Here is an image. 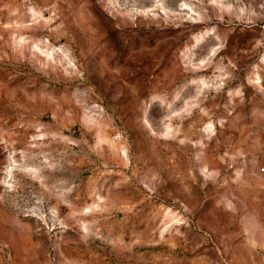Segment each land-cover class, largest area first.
Listing matches in <instances>:
<instances>
[{
    "label": "rangeland",
    "instance_id": "obj_1",
    "mask_svg": "<svg viewBox=\"0 0 264 264\" xmlns=\"http://www.w3.org/2000/svg\"><path fill=\"white\" fill-rule=\"evenodd\" d=\"M264 0H0V264H261Z\"/></svg>",
    "mask_w": 264,
    "mask_h": 264
},
{
    "label": "crops",
    "instance_id": "obj_2",
    "mask_svg": "<svg viewBox=\"0 0 264 264\" xmlns=\"http://www.w3.org/2000/svg\"><path fill=\"white\" fill-rule=\"evenodd\" d=\"M259 233L261 235L259 241L255 242L253 241L252 243V248L257 249V250H264V225L259 224ZM261 264H264V261H261Z\"/></svg>",
    "mask_w": 264,
    "mask_h": 264
}]
</instances>
